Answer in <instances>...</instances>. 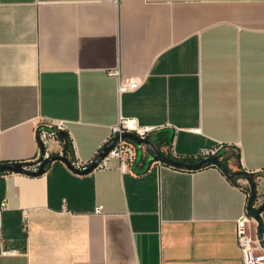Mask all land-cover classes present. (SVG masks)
<instances>
[{
    "label": "crops",
    "instance_id": "1",
    "mask_svg": "<svg viewBox=\"0 0 264 264\" xmlns=\"http://www.w3.org/2000/svg\"><path fill=\"white\" fill-rule=\"evenodd\" d=\"M115 70L139 86L120 92ZM120 115L158 128L152 142L173 132L161 151L178 157L220 143L263 205L264 0H0V163L37 168L41 119L66 127L52 155L67 141L91 161ZM136 146L128 165L0 172V264H243L250 180ZM257 220L264 246V207Z\"/></svg>",
    "mask_w": 264,
    "mask_h": 264
},
{
    "label": "built area",
    "instance_id": "2",
    "mask_svg": "<svg viewBox=\"0 0 264 264\" xmlns=\"http://www.w3.org/2000/svg\"><path fill=\"white\" fill-rule=\"evenodd\" d=\"M118 2L119 0H110ZM111 74L119 77L118 90L120 92L126 90L136 89L139 86V81L135 79H129L122 77L120 71H111ZM66 130L65 124L61 120L53 119H41L37 122V133H38V153L36 155L37 167L41 161L53 153L50 151L49 144L57 139L59 132ZM158 128L143 125L138 122L134 117H126L120 115L119 120L116 124L111 127L110 135L106 141V144L114 141L112 148L107 154L99 161L95 169L97 168H108L109 161L113 157H118L121 161V165H128L136 161L137 146L136 143L128 138L122 137L125 133L130 132L137 135L140 138H148V136ZM199 132L200 129H195ZM221 144L206 147L201 149L195 158H207L214 155H219ZM62 154V153H61ZM72 165L78 170H85L91 164V161H79L75 158L70 159ZM161 164L162 161H159ZM37 169V168H34ZM251 171V170H249ZM255 173L256 171H251ZM6 204L3 203V206ZM102 206L96 207V212H101ZM256 224L255 231L251 229V223ZM26 223V222H25ZM258 220L254 217L249 210L247 205L244 213L236 220V238L238 245L242 251L243 264H264V246L262 244V236L258 229ZM14 249H5L3 253H14Z\"/></svg>",
    "mask_w": 264,
    "mask_h": 264
},
{
    "label": "water",
    "instance_id": "3",
    "mask_svg": "<svg viewBox=\"0 0 264 264\" xmlns=\"http://www.w3.org/2000/svg\"><path fill=\"white\" fill-rule=\"evenodd\" d=\"M122 137L131 139L137 144H144L147 147V149L154 154L153 157L156 160L162 161V162L170 164V165H173L175 167L194 170V169L201 168L206 164H215V165H218L220 168H222L226 172V174L230 177H238V176L247 177L250 180L251 187H252L250 200H249V210L253 216H255L256 218L259 219L260 211L264 207V203H263V205H261L258 208L253 205L254 200L256 198V195H257V186H256V181H255V175L253 172H251L249 170H244V169L243 170H231V169H229L227 164L222 160V158L219 155H214L211 157L202 158L199 161L192 162V163H185V162L175 160V159H172V158H169L168 156H166L160 149H158L156 147L154 142H152L148 138H140L137 135L130 133V132L125 133ZM115 140L116 139H114V141ZM114 141H111V142L105 144L102 147V149L100 150V152L98 153V155L93 159V161L91 162L89 167L85 170H82V171L76 169L72 165L70 158H68V156L65 153L54 154V155H51V156L43 159L41 161V163L38 165L37 169L29 168L28 164H25L22 162H7V163H0V171L1 170H7V171L24 172V173H30V174H40L45 170L48 163L52 162L53 160L60 159V160L65 161L75 171L89 172V171L95 169V167L97 166L99 161L112 148ZM261 232L262 231L260 228V232H259L260 235H261Z\"/></svg>",
    "mask_w": 264,
    "mask_h": 264
},
{
    "label": "trees",
    "instance_id": "4",
    "mask_svg": "<svg viewBox=\"0 0 264 264\" xmlns=\"http://www.w3.org/2000/svg\"><path fill=\"white\" fill-rule=\"evenodd\" d=\"M164 135H160L158 138H156L154 140V144L156 145V147L158 149L161 150V147L162 146H168V147H171V144L173 142V132H170V131H164ZM162 133V132H160ZM61 132H59V135L61 136ZM63 136V134H62ZM64 153L71 159H73V149L71 147V144L67 141H64ZM166 156H168L169 158H172V159H175V160H179V161H182V162H185V163H192V162H196V161H199L200 159L199 158H187V157H178L176 155H174L173 153H171L169 151V149L165 150V151H162ZM222 155V157H221ZM219 156L222 158V160L227 164V157L223 156V154L219 153ZM25 164H29V163H25ZM210 164H206L204 165L203 167L205 166H208ZM0 172H8L7 170H1ZM237 178V177H235ZM234 178V179H235Z\"/></svg>",
    "mask_w": 264,
    "mask_h": 264
}]
</instances>
